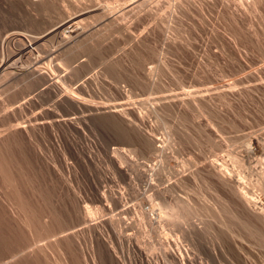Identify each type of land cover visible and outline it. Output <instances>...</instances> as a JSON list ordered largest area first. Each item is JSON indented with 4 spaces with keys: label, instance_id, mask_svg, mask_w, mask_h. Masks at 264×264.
I'll return each mask as SVG.
<instances>
[{
    "label": "rangeland",
    "instance_id": "374dc122",
    "mask_svg": "<svg viewBox=\"0 0 264 264\" xmlns=\"http://www.w3.org/2000/svg\"><path fill=\"white\" fill-rule=\"evenodd\" d=\"M29 1L31 0H0V79H2L1 75L15 74L32 65L36 68L35 73L45 77V80L41 79L40 84L42 85L38 86L43 92L38 88L36 90L40 94L39 99L45 100V103L46 100L48 103H55L61 93V87L60 82H54L51 74L58 68L55 63L58 61L64 64L66 70H70L67 71L72 82L82 81L86 86L85 91L88 93L85 92L83 98L80 97L82 99H77L78 102L73 101L66 105L62 112L63 116L66 114L65 118L59 117L60 121L63 117L65 120L63 122L67 123L68 128L65 127L67 131L64 128L60 132L61 135L52 132L51 142L46 143L45 141L41 145L42 150L46 152L48 149L51 153L53 152L52 155L56 156H53L54 161L50 164L54 163L52 164L54 168L59 170L63 168V177L67 176L65 167L69 171L72 170L71 173H75V179L71 174L69 175L70 180L63 182V186L67 183L65 187L67 191L69 190L68 193L70 195L79 193L81 196L87 191L98 190V194L97 191L92 192V204L105 205L102 190L104 191L107 186V188L110 187L107 190L123 192V198H126L125 203L122 202L124 207L127 203L136 209L142 205L147 207L151 203H156L158 197L152 189L143 192L145 187L143 182L152 173L161 171L162 176L158 175L160 172L155 175L160 176H156L157 179L164 177L165 180L163 178L162 182L160 179L154 181L156 179L153 174L154 180L151 178V181H154L153 184L161 187L167 183L170 188L165 192L169 191L167 192L169 194L175 192L174 197L180 196L202 208L208 206L203 215L191 217L194 221L196 220L201 230H198V235H200L198 239L200 238L199 241H201L198 244L191 241H188L189 244L185 243L188 240L185 238H183L185 241H182L188 248L190 247L193 259H195L194 263L264 264V229L262 230L260 225L256 227L257 222L248 221L245 215L234 207L230 196L234 195L235 190L230 186L234 191L229 194L232 192L231 188L224 189L216 177L212 178L213 176L209 174V169L222 167L225 172H228H226L227 175L239 181V185L241 183L249 191L251 189L250 193L254 194L252 197L255 196L252 198L254 206L264 205V189L260 190L252 184L258 174L264 173V0H254V2L253 0L250 2L249 0H64V3L55 1L54 6L48 8L46 12L29 4ZM37 1L32 0L31 2ZM112 18L117 20L110 21ZM108 21H110L109 25H105L106 28L102 29L101 34L104 37L102 36L101 40L97 41L96 37L93 40L94 37L92 39L90 37V40L86 38L85 42L82 41V47L79 49L76 47L69 51L58 49L61 46H67L73 40L69 38L71 34L80 30L82 34L80 33L77 37L81 38L101 28ZM114 25L117 26L116 31L113 29ZM125 26L128 31L123 29ZM89 42H91L90 45ZM131 55L133 59L143 60L145 68L132 67ZM112 59L113 64L116 67L118 65L114 71H111L106 63V60L108 62ZM158 65L159 68L162 67V70L157 67ZM150 68L153 71H150ZM149 72L152 76L148 74ZM154 77L155 80H153ZM11 89L12 87L9 88ZM18 101L21 102L20 99ZM123 107L127 112L129 111L127 115L132 120L127 119L128 117L121 112ZM69 117L75 119L67 122L71 119ZM62 135L65 137L62 138ZM140 135H143L142 138L145 139L140 140ZM61 138L65 140L64 143L59 140ZM244 138L248 146L247 143L245 145L241 141ZM230 140L235 141L232 143ZM140 141L146 144L142 147L141 154L139 150H135L137 158L136 154L132 156L129 154L131 159H135H133L134 164L128 167L130 170H126L128 164H123L122 167L120 166L122 170L124 169L123 173H115L113 167L116 166L114 164L116 156L113 155V150L117 149L127 154L130 151L133 154L131 151L134 149L133 145L141 147ZM60 142L64 144H61V147ZM55 143H58L55 148L62 151L56 150L62 155L54 154L52 146ZM46 144L53 145H48L51 148H47ZM162 145L166 147L164 148L165 153L162 151ZM230 145L232 146L228 148ZM226 148L237 153L239 162L236 163L230 159ZM68 154L70 155L66 156ZM138 154L141 155L140 158ZM213 157H217V162L223 159V162H226L225 167H210V159ZM193 160L196 163L191 162ZM66 163L68 165L65 166ZM133 165L134 168H131ZM135 167L136 170L139 168V174H136ZM133 183L135 185L132 186H136L134 188L130 186ZM244 185L240 186L245 188ZM174 188L176 191L180 188L181 194ZM187 191H190V195ZM76 199L72 201L73 205L76 201L79 203L81 201V199ZM83 199L82 197L81 203L77 206L82 205ZM88 203L86 200L83 205ZM123 206L117 205L115 208L111 207L110 210L115 215L122 212L120 209L123 210ZM230 207H234L235 212L231 209L233 212L230 210L229 214ZM209 211L213 214V218L208 215ZM233 213L235 216L239 214L241 219L236 220L239 216L234 215L231 218L229 215ZM242 219L247 222L245 220L242 222ZM246 223L249 224L245 225ZM204 224L207 226L205 227ZM213 224L215 226L218 224L224 232H221V235L210 236L211 229L209 231L208 225ZM214 230L212 229V233ZM4 258V260L9 259L8 256ZM151 262L154 263V260Z\"/></svg>",
    "mask_w": 264,
    "mask_h": 264
},
{
    "label": "bare ground",
    "instance_id": "6f19581e",
    "mask_svg": "<svg viewBox=\"0 0 264 264\" xmlns=\"http://www.w3.org/2000/svg\"><path fill=\"white\" fill-rule=\"evenodd\" d=\"M31 1H29L28 3L34 5L36 8L41 9L45 12L48 8H51L54 6L55 1H59L61 3H64V0H38L37 2H31ZM168 1H171V0H168ZM240 1H239V3H240ZM249 2H250V0H249ZM253 2H254V0H253ZM173 7H172V9H173ZM113 18L110 21L117 20L119 17L117 16L116 17L117 19L115 18L114 20H113ZM170 20H172V17ZM110 21H108L107 23L102 25L101 28L93 30V31L85 34L81 38L77 37L80 33L82 34V32L80 30H79V32L71 34L72 36H70L69 38H71L73 40L67 46L64 43L63 45H65V47L61 46L62 48L59 47L58 49H61V51L62 50L63 51H69L73 48L79 49L82 47V41L85 42L84 40L86 38L89 39L90 37H91L90 39H92V37H94L93 40L96 37V39L98 41L103 36V34H101L102 29H105L106 27H104V26L109 25ZM167 22H170V21H167ZM122 27H123V25H122ZM126 27L127 26H125L123 29L126 30ZM113 29L114 30L117 29V26L113 27ZM118 31H120V29ZM126 31H128V29ZM127 37L129 38V35H127ZM69 38H67V39H69ZM67 39H66V43L68 42ZM89 40H87V41H89ZM134 40H133V42H134ZM141 41H143V39H141ZM128 42H130V41H128ZM90 43L91 42H89V45H90ZM135 43H136V41H135ZM131 44H130V46H131ZM83 45H84V43H83ZM84 47H85V45H84ZM75 52H77V50ZM61 55H64V54H61ZM71 55L73 56V54H71ZM56 56H57V54H56ZM53 57H55V56H53ZM131 59H132L131 62H133L131 64L132 67H137V68H141V69L145 68V63L143 60H138L139 58L137 60L133 59L132 55H131ZM54 61H56V60L54 59ZM50 63H52V62H50ZM55 63L57 64L56 66L58 68L55 69V71H53L51 75H53L54 82L55 81L60 82L59 85L61 87V93L59 94V96L57 98L58 101L55 103H53V102L48 103L47 100L45 103V100L41 101V99H39L40 94L37 93L36 90H37L38 86L42 85V84H40L41 79L43 80L45 77L43 78L39 73H35L34 70L36 68H34L32 65L24 68L20 72L18 71V73L16 72L15 74H9L7 71H5L8 73V76L7 75H5V76L1 75L2 79H0L1 80L0 81V264H97V263H99V264H150V263H153V262H151V260H154V263L156 262L157 264H162V263H164V264L165 263H168V264H196V263H194L195 259H193L192 251L189 249L190 247L188 248L184 243H182V241L184 242L185 239H188L187 242H185V243H188V241H191L194 244H198L201 241V240L199 241L200 238L198 239V236H200V235H198V230H200V228H198L199 226H198V224H196V222H195L196 220L194 221L191 217L192 216L198 217L200 214L203 215V212H205V210H207L208 206L206 205L207 208H206V206L202 208L198 205L193 204V202L192 203L189 202L185 198H182L180 196H176L177 194L175 195L176 197H174L175 192H174V194L173 193H170V194L167 193L169 191L165 192L167 189L169 190V188H170L169 184H167L166 182H165L166 185H163V186L161 185V187L160 186L158 187L155 184H153L154 181H157L158 179H160V178L157 179V177H160L158 175L162 174L161 171H159L160 174H158L159 172L157 173L155 171L156 172L155 174H158V175H155L154 173H152L148 177V179L145 180V182H143V183H145L144 184L145 189L143 188V190H142L144 192L147 189H152L154 194L158 197V201L154 204L153 203L149 204L147 207H143V205L141 203L142 207L139 206V208H137V209L135 207H132V205L131 206L127 205L128 203L125 204L126 207H124L122 204L125 203L126 200H124V199H126V198H123V196H124L123 192L118 191V190H107L108 188H110V187L107 188V186H106V189H104V191L102 190L103 200L105 201L106 204L104 202L103 203L105 205L92 204V201H93L92 192H94L95 190L92 192L87 191L84 195H82L83 194L82 193L81 196H79V193H78V195L74 194V193H71V195H70L68 193L69 190L67 191V189L65 187V186H67L66 185L67 183L64 184V186H63L64 181L67 182L68 180H70L69 175L72 174L74 179L76 178L75 173H73V172L71 173L72 170L69 171L68 168L65 167L66 168L65 170L67 172V176L65 175L66 177H63L64 176V175L62 176V169L63 168L61 170H59V169L54 168V166L52 165L54 163L50 164V162L54 161L53 156H55V155H52L53 152L51 153L50 150H48V149H46V152H45L44 150L41 149V145L44 144L45 141H47L46 143L51 142V139L53 137V135L51 134L52 132L59 134L61 131H63V129L65 127L68 128L67 123L65 124V122H63V120L65 118L64 116H66V114L63 116L62 112L65 110L66 105H68L69 103H71L73 101L78 102L80 99L83 98L82 97L83 94L85 92L88 93V91H85L86 86L84 85V83L82 81L72 82V79H70L69 75H68V71H70V70L67 69L68 70L67 71L65 69V66H63L64 64H60V62L58 63V61H56ZM106 63H107V67L111 71L112 70L114 71L115 68H118V65L116 67L113 64L114 63L113 59L108 61V62L106 60ZM45 64H46V62H45ZM42 65H44V64H42ZM47 66L48 65H46V67ZM51 66H52V64H51ZM157 67L159 68V65ZM157 67H156V69L158 71ZM108 68H106V69H108ZM160 68L162 70L161 66H160ZM106 69H104V70H106ZM150 69H151L150 71H153L152 68H150ZM153 69H154V67H153ZM14 71H16V70H14ZM157 71H155V72H157ZM5 72H4V74H5ZM48 72L50 73L51 71L49 70ZM148 74L151 75L150 72ZM157 74H158V72H157ZM157 74L155 73V75H157ZM155 79L156 78L154 77L153 80H155ZM10 87H12L11 90H9ZM40 91H42V88ZM90 91L91 90H89V92ZM80 97H82V98H80ZM43 98H45V97H43ZM18 99H20L21 102H19ZM47 99H48V97H47ZM55 99H56V97H55ZM77 99H79V100H77ZM103 99H104V97H103ZM53 101H54V99H53ZM9 106H13V107L9 109L8 108ZM103 106H101V107H103ZM90 110H91V108H90ZM92 110H93V108H92ZM139 111H141V110H139ZM121 112L124 113L126 115V117H128L127 114L129 111L127 112V110L125 108L122 109ZM80 114H83V113H80ZM61 116L64 117V118L62 117V119H63L62 121H60ZM56 117H57V120H56ZM69 118H71V117H69ZM73 119H75V118L73 117ZM73 119L72 118L70 120L68 119L69 121L67 119L66 120H67V122H71V120H73ZM127 119L132 120V118H130V117H128ZM139 119H140V117H139ZM76 121H77V119H76ZM116 122H117V120H116ZM69 125H71V123H69ZM66 131H67V129H66ZM64 132H65V130H64ZM64 134H66V133H64ZM59 135H61V133ZM57 136L58 135H56V137ZM142 136H141L140 140L145 139V138H142ZM61 137L63 138V137H65V135L64 136L62 135ZM62 138L59 140L63 141ZM131 139H132V137H131ZM245 139L246 138L242 139L241 141L243 143H245V145H246L247 141ZM55 140L57 141V138H55ZM234 141L230 140V142H232V143ZM57 142L59 143V141H57ZM64 142H65V140L62 143H64ZM181 142H183V141H181ZM53 143H54V141H53ZM58 143L57 144L55 143L54 146H52L53 144H51V145L48 144V145L53 147V150L55 152L54 154L62 155L58 152V150H56L59 148H55L56 145H58ZM62 143L60 142V147L62 145H64ZM139 143H140L139 145L141 147H138L137 145H133L134 149L131 150L133 152V154L130 151L127 154L124 151L122 152V151L117 150V149L113 150V155H115L116 157H114L113 155H112V157L115 158V159L113 158L114 164L117 166V167L116 166L113 167V169L115 170L114 171L115 173L116 172L118 174L123 173L124 169L122 170L120 168V166L122 167L123 164H128V166L127 167L125 166V167H126L127 171L130 170V168H128V167H130V165L132 163L134 164L135 159L134 158H133L134 160L131 159L129 154L131 156L136 154V153H134L135 150L136 151L139 150L138 152L143 151L141 149H143L142 147L145 146V144H146V143L144 144L143 141L142 142L140 141ZM167 143H164V144L166 145ZM216 143H218L217 140H216ZM66 144L67 143H65V145ZM48 145L46 144L47 148L50 147ZM75 145H76V143H75ZM165 145H162L163 146L162 147L163 152L165 151L164 148L166 149ZM129 146H130V144H129ZM231 146L232 145L228 146V148ZM233 146H234V144H233ZM247 146H248V143H247ZM63 147H65V146H63ZM149 147H150V145H149ZM144 148H146V147H144ZM160 148H161V146L159 147V149ZM62 149H64V148H62ZM67 149H69V148H67ZM81 149H82V147H81ZM130 149H132V148L130 147ZM59 150L62 151L61 149H59ZM70 151H71V149H70ZM150 151H151V149H150ZM226 152L230 156V159L232 161H234L236 163L239 162L240 159L237 156V153H234L232 151V149L231 150L227 149ZM140 154H141V152H140ZM69 155L70 154H68L66 156H69ZM241 155H243V154H241ZM74 156H73V158H74ZM135 156H136V158L138 157L137 154ZM135 156H133V157H135ZM140 156L141 155H139V158H140ZM76 157H78V156H76ZM217 157H213L212 159H210L212 165L210 164L209 166L210 167H221V166L225 167L226 162L224 163L223 159H222V161L217 162L216 161ZM61 158H62V156H61ZM63 158H64V155H63ZM84 159H86V158H84ZM107 159H109V158H107ZM227 159H228V157H227ZM56 160L58 161V156H57ZM140 161H141V159H140ZM208 161H209V158H208ZM191 162H194V160ZM72 163H73V161H72ZM189 163H190V161H189ZM194 163H196V162H194ZM209 163H210V161H209ZM199 164H201V163H199ZM55 165H57V164L55 163ZM66 165H68V164L66 163L65 166ZM138 165H139V163H138ZM159 165H160V163H159ZM243 165H244V163H243ZM236 166H237V164H236ZM239 166H238V168H239ZM56 167H58V166H56ZM131 168H134V165H133V167L131 166ZM70 169H72V168L70 167ZM106 169H105V172H107ZM113 169L111 168V170H113ZM94 170L97 171L98 169H94ZM138 170H139V168H137V170H136V167H135L136 174L138 173ZM159 170H160V168H159ZM157 171H158V168H157ZM63 172H64V170H63ZM66 172H64V173L66 174ZM209 172H210L209 174L213 176L212 178L216 177L218 183L224 189H226V188L228 189V187L231 186L235 190L234 195L231 194L232 196H230L231 201L235 205L234 207H237L236 209H239L241 211V213L243 215H245V217L248 219V221L253 220V223H254V221H255V223L257 222L258 224L256 223L255 226L257 225L256 227H258L260 225L261 226L260 228H262V230H263L264 229V205H262L260 207H256V205L254 206L252 198H254L255 196L252 197V195H254V194L250 193L251 189L249 191V189H247L245 187V185L241 184V183H240V185H244L245 188H243V186H240L239 181H236L230 175H227L228 172L226 171L227 172L226 173L222 169V167L217 168V169L216 168L215 169L214 168L209 169ZM165 173H167V172H165ZM76 174H77V172H76ZM127 174H129V173H127ZM178 174H179V172H178ZM152 175L155 177L157 176L156 178L154 177V179H156V180H154L152 178ZM163 175H164V173H163ZM242 175H241V177H242ZM239 176H240V174H239ZM245 177H247V176H245ZM124 178H126V177H124ZM138 178H139V176H138ZM151 178L154 181H151L152 180ZM161 178L163 179L164 177H161ZM162 179H160L161 182H162ZM189 179H190V177H189ZM233 179L238 183L236 184V182H234ZM164 180H165V178H164ZM196 181H197V179H196ZM246 181H248V180H246ZM250 182H251V180H250ZM160 184H162V183H160ZM180 184H182V183H180ZM252 184L254 186H256L257 188H260V190H261V188L264 189V173L261 175L258 174V176L255 177V179H253ZM68 185H70V183ZM72 185H73V183H72ZM132 185H135V183L131 184L130 186H132ZM74 187L75 186H73V188ZM121 187H123V186H121ZM134 187H136V186H132V188H134ZM173 187H176V186H173ZM138 188H139V186H138ZM208 188H210V187H208ZM232 188H231V191H232ZM252 188H254V187H252ZM71 189H72V187H71ZM95 189H97V188H95ZM179 189L177 191H179ZM188 190H190V189H188ZM74 191L76 192L77 190H74ZM96 191L98 194V190H96ZM139 191H141V190H139ZM170 191H171V189H170ZM175 191H176V189H175ZM184 191H183V193H186ZM217 191H219V190H217ZM228 191H230V189ZM233 191L229 192V194L233 193ZM181 192H180V194H181ZM254 192H256V191H254ZM188 193L190 195V191ZM95 194H94V196H96ZM167 194H169V195H167ZM171 194H173V195H171ZM100 195H99V197H101ZM183 195H185V194H183ZM76 197H80V198L76 199ZM82 197L84 198L83 199L84 201L87 200V203L89 201H90V203L83 205V203H84V201H83L81 206H77L81 203ZM186 197H188L187 194H186ZM257 197L259 199L258 195H257ZM223 198H225V197H223ZM74 199H76V200L81 199V201L79 203L75 200L76 202L73 205L72 201ZM258 199H257V201H258ZM255 201H256V199H255ZM223 203H225V202H223ZM255 204H257V203H255ZM117 205L123 206L124 209L123 210L120 209L122 212L116 213L115 215H113L110 208L111 207L115 208ZM227 205H228V203H227ZM259 205H260V203H259ZM229 206L230 205H228L227 207H229ZM209 208H211V207H209ZM233 208L230 207L229 210H228V208H225V209L228 210L229 212L228 211L227 212L230 214V210ZM233 210H231V211L233 212ZM239 210H237V211H239ZM109 211H111L110 214H109ZM234 212H235V210H234ZM208 215L210 216V218L211 217L213 218V214L211 212L208 213ZM233 215L235 216V213H233L232 215H229V216L232 218ZM243 215H242V218H243ZM236 216H239L238 218H236V220L238 219V221H239V218L241 219L240 215L237 214ZM202 217H205V216H202ZM235 217H233V219ZM243 220H245V219H242V222H243ZM207 221H209V219ZM234 221H235V219H234ZM249 223H246L245 225H247ZM200 224L201 223H199V225ZM213 225H208L209 231L211 229L210 236L221 235L224 232V230L221 231L222 228L220 229V226L218 224L216 226L215 225L213 226ZM206 226L207 225H205V227ZM212 229L213 230L215 229L214 233H212ZM253 229H258V228L253 227ZM203 230L207 231L205 229H203ZM260 232H261V229H260ZM207 233H209V232H207ZM224 234H226V233H224ZM181 238H182V240H181ZM183 238H185V239H183ZM210 238H212V237H210ZM214 238H217V237H214ZM202 239H203V237H202ZM204 240L206 241V239H204ZM211 241L213 242V239H211ZM194 251L196 252L195 247H194ZM193 255H194V253H193ZM7 256L9 259L4 260V259H6L4 257H7ZM89 257H90V260H89ZM133 257H134V259H133ZM198 258H200V257H198ZM196 261H197V259H196Z\"/></svg>",
    "mask_w": 264,
    "mask_h": 264
}]
</instances>
